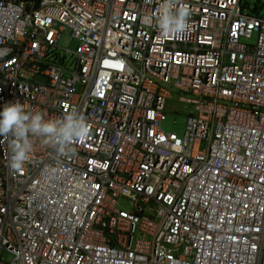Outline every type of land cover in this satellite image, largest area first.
I'll list each match as a JSON object with an SVG mask.
<instances>
[{
  "label": "built area",
  "instance_id": "obj_1",
  "mask_svg": "<svg viewBox=\"0 0 264 264\" xmlns=\"http://www.w3.org/2000/svg\"><path fill=\"white\" fill-rule=\"evenodd\" d=\"M163 3L0 0V109L90 130L66 156L33 138L20 172L0 137V264H264V0H177L179 35Z\"/></svg>",
  "mask_w": 264,
  "mask_h": 264
},
{
  "label": "clouds",
  "instance_id": "obj_2",
  "mask_svg": "<svg viewBox=\"0 0 264 264\" xmlns=\"http://www.w3.org/2000/svg\"><path fill=\"white\" fill-rule=\"evenodd\" d=\"M177 0H164L162 12L156 23L165 35L183 33L187 27L190 12L187 8H176ZM8 49H0V58L7 55ZM85 119L76 112L62 118L45 119L39 112L27 111L17 100L6 103L0 109V137L9 138V167L20 172L29 153L33 149V138H40L62 156L73 153V144L89 135Z\"/></svg>",
  "mask_w": 264,
  "mask_h": 264
},
{
  "label": "rangeland",
  "instance_id": "obj_3",
  "mask_svg": "<svg viewBox=\"0 0 264 264\" xmlns=\"http://www.w3.org/2000/svg\"><path fill=\"white\" fill-rule=\"evenodd\" d=\"M252 5L256 4L257 0H250ZM260 1V0H259ZM249 2V0H242V3ZM259 6V2H257ZM256 35H254L250 43H254ZM76 46V41L71 39L69 35V29H62L61 36L58 40L59 51L69 57L68 52L65 49L73 50ZM171 93L170 99L167 101L165 115L161 120V127L165 133L175 132L178 136H181L184 129L185 119L190 109V105L178 101V97L182 94L176 88L172 86H166ZM118 206L123 209H130L129 203L121 199Z\"/></svg>",
  "mask_w": 264,
  "mask_h": 264
},
{
  "label": "water",
  "instance_id": "obj_4",
  "mask_svg": "<svg viewBox=\"0 0 264 264\" xmlns=\"http://www.w3.org/2000/svg\"><path fill=\"white\" fill-rule=\"evenodd\" d=\"M35 81H36V82L41 81L42 83H45V82H46V78H45L44 80H41L40 77H36Z\"/></svg>",
  "mask_w": 264,
  "mask_h": 264
}]
</instances>
